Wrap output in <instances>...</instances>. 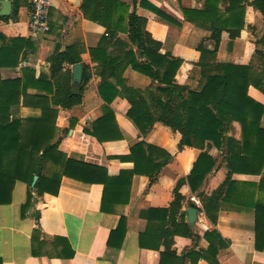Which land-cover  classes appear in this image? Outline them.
Wrapping results in <instances>:
<instances>
[{
  "label": "crops",
  "instance_id": "obj_1",
  "mask_svg": "<svg viewBox=\"0 0 264 264\" xmlns=\"http://www.w3.org/2000/svg\"><path fill=\"white\" fill-rule=\"evenodd\" d=\"M118 1L128 6V13L134 11L137 16L145 18L146 31L161 43L160 53H170L182 60L175 75L177 83L197 88L200 78L197 66L200 52L197 47L204 42L210 48L213 43L209 40L210 31L188 21L183 9L200 10L204 0ZM248 1L245 25L240 35L230 41L228 33L223 32L215 57L220 62L250 65L259 70L262 59L255 51L264 53V45L257 43L264 32V22L261 14L250 5L252 0ZM15 2L20 4L17 15L15 18L1 19L0 32L7 39H27L33 43V47L25 49L20 55L17 67H1V79L22 78L23 68L34 71V81L42 76L49 79V57L57 48L64 51L69 46L75 47V54L81 59L82 81L77 85L83 82L85 66L89 75L84 83L82 102L70 109L57 107L56 126L62 136L59 149L69 158L106 167L111 176L118 175L120 170L133 168L132 162L122 161L117 156L127 155L130 146L141 139L166 150L171 160L152 182L146 175H134L128 202L111 203L106 211L101 209V184H88L63 177L57 195H37L33 188L31 204L23 215L21 208L27 200L28 188L26 183L16 181L11 202L0 204L2 264H159V251L164 249L163 241L166 239L164 232L175 228L176 224L179 231L185 230L179 225L181 214H184L191 234L173 236L171 248L177 255L190 250L205 252L210 242L216 240L205 238L204 235L215 230L228 244L218 249L217 264H264V249L258 251L255 248L254 211L251 208L252 203L264 194L250 185L258 184L261 176L234 174L232 178L239 182V193L233 199L240 200H223L221 196L214 202L212 194L223 183L227 173L219 159L216 168L206 176L198 190L192 192L187 176L201 150L188 146L179 149L180 133L161 122H155L147 135L140 137L138 130L126 117L130 105L123 95H118L110 105L123 138L101 143L85 133L84 129L91 128V123L102 115L101 106L104 102L98 93L100 77L96 74L97 63L92 61L89 48L98 45L106 32L105 28L85 18L81 9L83 0H51L48 30L32 33L29 28L31 10L28 0H11V12ZM2 8L0 4V11ZM156 10L171 16L174 23L158 16ZM127 22L128 19H125L123 28L127 27ZM116 33L118 38L129 42L124 31L117 30ZM130 46L136 51L133 45ZM73 65L65 63L63 71L69 70L72 75ZM122 77L127 86L137 89L144 90L156 85L151 78L131 67L124 71ZM111 82L115 80L111 79ZM27 93L49 95L35 88H29ZM248 94L264 105L263 92L250 86ZM13 113L15 117L24 118L36 115L39 111L20 104L13 107ZM261 126L264 127V114ZM209 154L215 157L218 151L213 148ZM179 180L181 185L178 192L183 199L178 209L173 208L174 218L168 215L162 220H149L151 209H167L170 213L173 190ZM252 189L254 193H250ZM210 199L214 207L206 209L205 204ZM190 207L196 210L192 223L188 220ZM36 215L39 216V224ZM119 222L122 228L113 232ZM34 230H38L39 234L38 239L32 241ZM141 234L145 247L139 245ZM155 245L159 246V250L150 249ZM184 264H192V260L186 258ZM197 264L212 263L199 258Z\"/></svg>",
  "mask_w": 264,
  "mask_h": 264
},
{
  "label": "trees",
  "instance_id": "obj_2",
  "mask_svg": "<svg viewBox=\"0 0 264 264\" xmlns=\"http://www.w3.org/2000/svg\"><path fill=\"white\" fill-rule=\"evenodd\" d=\"M248 3V0H204L200 10L183 9L188 21L210 31L209 40L213 43L210 48L204 42L197 47L200 52L197 63L200 78L198 87L194 89L177 83L175 75L182 60L170 53H160L161 43L146 31L145 18L137 16L134 11L128 13V6L118 0H83L81 9L85 18L99 23L106 30L98 45L89 48L92 61L97 63L96 74L100 77L98 93L104 102L102 115L91 123V128L84 129L85 133L101 143L122 139L115 112L110 105L118 95H123L130 105L126 117L140 137H145L155 122H161L180 133L179 149L188 146L201 150L187 176L192 192L198 190L220 159L227 173L223 183L212 194L214 202L221 196L223 200L236 201L233 198L239 193V182L232 178L234 174L260 175L259 183L250 185L264 194V127L261 126L264 105L248 94L250 86L264 93V53L255 51L262 59L259 70L250 65L220 62L215 57L223 32L228 33L230 41L240 35L245 25ZM250 5L261 14L264 22V0H252ZM19 6L15 2L11 14L0 16V20L15 18ZM156 13L169 22L175 21L161 10H156ZM125 19H128L127 27L123 28ZM117 30L124 31L129 42L118 38ZM0 42V68L17 67L20 55L25 49L33 47V43L27 39H7L1 32ZM257 43L264 45V32ZM49 62V79L42 76L34 81V71L30 68L22 69V78L3 80L0 77V204L11 202L16 181L24 182L28 188L27 200L21 208L24 215L31 204L33 188L37 195H57L63 177L101 184L103 211L108 210L111 203H127L132 177L146 175L152 182L162 167L169 163L171 155L141 139L130 146L127 155L117 156L122 161L132 162L133 168L120 170L116 176L109 175L104 166L67 157L59 149L62 136L56 126L57 107L70 109L79 105L89 75L85 66L83 82L77 85L72 82L71 71H63L65 63L73 65L81 62L73 46L66 47L64 51L57 48L49 57ZM128 67L151 78L156 85L144 90L127 86L122 75ZM111 79L115 82H111ZM29 88L43 90L49 95L28 94ZM20 104L39 113L24 118L15 117L13 107ZM213 148L218 151L215 157L209 154ZM34 176L37 179L32 185ZM180 185L179 180L173 190L170 213L167 209H151L149 220H162L168 215L174 218L173 208L178 209L183 199L178 192ZM250 193H254L253 189ZM211 199L205 204L206 209L214 207ZM251 208L254 211L255 248L262 251L264 195L254 201ZM153 213L158 214V218ZM36 219L39 224L38 215ZM120 222L113 232L122 228ZM179 225L185 230L179 231L176 224L175 228L164 232L166 239L163 241L164 249L159 251V264H184L186 258H190L192 264H197L199 258L217 264L218 249L228 244L215 230L204 235L216 240L210 242L205 252L190 250L177 255L172 250L174 235L191 234L184 214L180 215ZM38 234V230L33 231L32 241L38 239ZM139 245H146L142 234ZM151 247L159 250L158 245Z\"/></svg>",
  "mask_w": 264,
  "mask_h": 264
},
{
  "label": "built area",
  "instance_id": "obj_3",
  "mask_svg": "<svg viewBox=\"0 0 264 264\" xmlns=\"http://www.w3.org/2000/svg\"><path fill=\"white\" fill-rule=\"evenodd\" d=\"M31 10L29 28L32 33L48 30V15L51 0H28Z\"/></svg>",
  "mask_w": 264,
  "mask_h": 264
},
{
  "label": "water",
  "instance_id": "obj_4",
  "mask_svg": "<svg viewBox=\"0 0 264 264\" xmlns=\"http://www.w3.org/2000/svg\"><path fill=\"white\" fill-rule=\"evenodd\" d=\"M0 4L2 5V10L0 11V15H8L11 12V0H0ZM82 65L80 63H76L72 67V77H73V82L75 84H80L82 81ZM37 179V176H34L32 185L35 183ZM195 208L190 207L188 209V220L189 222H194L195 220Z\"/></svg>",
  "mask_w": 264,
  "mask_h": 264
}]
</instances>
